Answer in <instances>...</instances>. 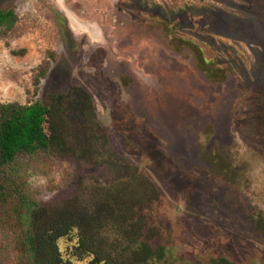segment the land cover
Returning a JSON list of instances; mask_svg holds the SVG:
<instances>
[{
  "label": "rangeland",
  "instance_id": "1",
  "mask_svg": "<svg viewBox=\"0 0 264 264\" xmlns=\"http://www.w3.org/2000/svg\"><path fill=\"white\" fill-rule=\"evenodd\" d=\"M0 9L17 18L0 28V102L63 96L55 120L72 153L25 161L46 211L136 165L163 197L160 238L176 257L264 264L253 223L264 215V0H0ZM88 99L97 129L81 126ZM0 264H17L9 233Z\"/></svg>",
  "mask_w": 264,
  "mask_h": 264
},
{
  "label": "trees",
  "instance_id": "2",
  "mask_svg": "<svg viewBox=\"0 0 264 264\" xmlns=\"http://www.w3.org/2000/svg\"><path fill=\"white\" fill-rule=\"evenodd\" d=\"M16 20L13 10L0 9V28L10 30ZM62 98L49 106L0 102V233L13 236L17 264H239L225 254L190 263L176 257L160 238L163 197L140 166H127L124 179L93 186L83 202L71 199L46 211L29 189L25 161L72 153L55 120L61 111L54 101ZM88 100L90 109L81 103V126L97 129ZM253 223L264 237V215L254 214Z\"/></svg>",
  "mask_w": 264,
  "mask_h": 264
},
{
  "label": "flooded vegetation",
  "instance_id": "3",
  "mask_svg": "<svg viewBox=\"0 0 264 264\" xmlns=\"http://www.w3.org/2000/svg\"><path fill=\"white\" fill-rule=\"evenodd\" d=\"M102 35V34H101ZM103 36V35H102Z\"/></svg>",
  "mask_w": 264,
  "mask_h": 264
}]
</instances>
